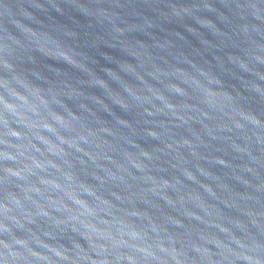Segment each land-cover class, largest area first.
I'll list each match as a JSON object with an SVG mask.
<instances>
[{"label": "water", "instance_id": "water-1", "mask_svg": "<svg viewBox=\"0 0 264 264\" xmlns=\"http://www.w3.org/2000/svg\"><path fill=\"white\" fill-rule=\"evenodd\" d=\"M0 264H264V0H0Z\"/></svg>", "mask_w": 264, "mask_h": 264}]
</instances>
